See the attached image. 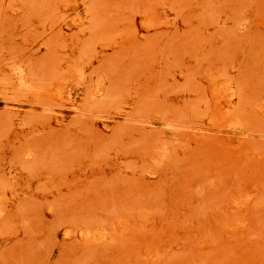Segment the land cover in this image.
Masks as SVG:
<instances>
[{"label": "rangeland", "instance_id": "obj_1", "mask_svg": "<svg viewBox=\"0 0 264 264\" xmlns=\"http://www.w3.org/2000/svg\"><path fill=\"white\" fill-rule=\"evenodd\" d=\"M0 264H264V0H0Z\"/></svg>", "mask_w": 264, "mask_h": 264}]
</instances>
